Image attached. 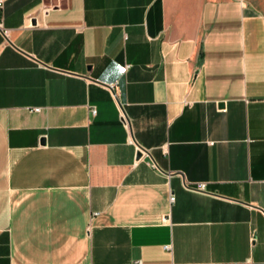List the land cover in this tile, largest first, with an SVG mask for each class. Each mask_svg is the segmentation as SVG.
I'll return each instance as SVG.
<instances>
[{
	"label": "crops",
	"instance_id": "0c3cea01",
	"mask_svg": "<svg viewBox=\"0 0 264 264\" xmlns=\"http://www.w3.org/2000/svg\"><path fill=\"white\" fill-rule=\"evenodd\" d=\"M0 2V264H264V0Z\"/></svg>",
	"mask_w": 264,
	"mask_h": 264
},
{
	"label": "built area",
	"instance_id": "2783aa9c",
	"mask_svg": "<svg viewBox=\"0 0 264 264\" xmlns=\"http://www.w3.org/2000/svg\"><path fill=\"white\" fill-rule=\"evenodd\" d=\"M0 6H1V2H0ZM0 31L2 32L3 36L6 38V40H8V30H5L2 26V21L0 22ZM114 100L117 102L118 105V111H119V119L123 125V127L126 129L127 134H128V143L132 144L135 146L136 152L140 153L142 156L147 154L146 150L142 149L141 147H139L137 144H135L133 136H132V132H131V124L130 121L128 119V117L126 116L124 109L122 107V105L119 103V101L117 100V97L114 94ZM35 111H39V109H35ZM95 112V111H94ZM155 166V165H153ZM204 184H199L198 186H196L197 190H204ZM175 200L174 196L172 195L170 197V202L172 203Z\"/></svg>",
	"mask_w": 264,
	"mask_h": 264
},
{
	"label": "water",
	"instance_id": "95a60500",
	"mask_svg": "<svg viewBox=\"0 0 264 264\" xmlns=\"http://www.w3.org/2000/svg\"><path fill=\"white\" fill-rule=\"evenodd\" d=\"M141 157V154L140 153H138V155H137V158L139 159Z\"/></svg>",
	"mask_w": 264,
	"mask_h": 264
}]
</instances>
